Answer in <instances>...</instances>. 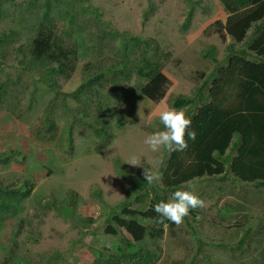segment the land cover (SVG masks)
Masks as SVG:
<instances>
[{"label": "rangeland", "instance_id": "rangeland-1", "mask_svg": "<svg viewBox=\"0 0 264 264\" xmlns=\"http://www.w3.org/2000/svg\"><path fill=\"white\" fill-rule=\"evenodd\" d=\"M229 15L221 0H0V154L8 157L0 185L18 193L0 208V264H99L100 253H117L120 236L106 233L107 223L126 207L142 209L139 194L152 200L144 169L161 174L168 157L143 142L162 130L158 112L169 107L167 97L195 92L204 81L199 72L212 82L232 48L246 47L228 34ZM40 31L75 51L69 78L32 57ZM145 52L165 62L172 82L159 103L141 95L146 80L132 69ZM87 63L113 71L92 92L70 95ZM195 107L183 111L191 116ZM88 118L110 133L95 135ZM192 184L204 207L177 226L182 238L166 225L162 238L146 240L154 252L146 264H186L195 255L198 264H264V187L232 174Z\"/></svg>", "mask_w": 264, "mask_h": 264}, {"label": "trees", "instance_id": "trees-1", "mask_svg": "<svg viewBox=\"0 0 264 264\" xmlns=\"http://www.w3.org/2000/svg\"><path fill=\"white\" fill-rule=\"evenodd\" d=\"M221 1L230 13L226 26L228 34L246 47L232 48L227 62L219 66L212 82L208 81L204 72H199V78H204V81L195 92L189 95L171 93L167 97L169 107L191 110L196 106L191 116L186 115L191 119L190 130L196 132V138H188L186 130L187 148L171 153L167 151L165 166L161 168L162 184H153L151 201H148L149 194H139L135 198V204L142 206V209L126 207L109 220L105 231L113 236H120V244L117 253H111L110 258L100 253L102 261H98L99 264L151 262L154 252L144 243L146 240L160 239L166 231V225L170 236L182 238L181 230L176 231L179 225L168 220L161 221L152 208L161 200H167L172 191L185 182L204 176L226 178L232 174L237 180L264 187V0L254 5V0ZM251 28L253 32L248 36ZM132 38L143 41L138 37ZM56 40L40 31L32 41V57L36 60H48L53 65V71L69 78L76 67L75 51L58 44ZM145 42L146 47H154L152 43ZM84 66L85 79L70 95L83 93V88L92 92V89L95 90L94 85L102 84V78L108 77V72L113 71L111 67L105 71L102 64L93 66L92 63H87ZM164 67L165 62L153 57L150 52L137 57L132 66L137 75L146 80L140 87L141 95L155 103L165 98L172 83L163 72ZM56 94L61 95V92L57 91ZM65 100L63 97L62 102ZM84 116H88V113L84 112ZM85 125L95 135L110 133L111 127L106 124L96 129L91 118L86 119ZM70 138L73 140L72 136ZM234 149L236 152L232 154ZM2 161H8L4 154H0V162ZM17 195L18 193L14 194L0 185V208L7 210V198H16L14 196ZM148 202V205L143 206ZM138 215L151 221L144 224L138 219ZM22 227L23 225L19 227L17 235L21 233ZM122 228L131 237L123 234ZM245 239L246 236L241 238L240 245L245 244ZM196 256L190 264L199 263ZM201 258L200 263L205 260V257Z\"/></svg>", "mask_w": 264, "mask_h": 264}, {"label": "clouds", "instance_id": "clouds-1", "mask_svg": "<svg viewBox=\"0 0 264 264\" xmlns=\"http://www.w3.org/2000/svg\"><path fill=\"white\" fill-rule=\"evenodd\" d=\"M158 118L160 124L163 126L162 130L152 132L143 141L151 152H158L161 149L167 150L169 153L185 150L187 148V142L185 140L186 130L188 138L192 140L196 138V132L190 130L191 119L186 116L182 109L165 107L158 112ZM233 151L235 153L236 149ZM131 164L136 165L135 158L132 159ZM143 175L146 182L150 185L159 182L162 177L158 171H150L147 169H144ZM193 181L185 182L181 187L172 191L171 196L167 200H161L153 205L152 210L158 214L161 221L168 220L176 225H180L190 210L204 207L203 199L192 190L194 187L192 184ZM143 219L145 218L143 217ZM147 220L151 221V219ZM165 233H167V230ZM198 250L200 252V247H198ZM191 261L186 264H190ZM171 262L173 264H182L184 261L181 259H173Z\"/></svg>", "mask_w": 264, "mask_h": 264}, {"label": "crops", "instance_id": "crops-1", "mask_svg": "<svg viewBox=\"0 0 264 264\" xmlns=\"http://www.w3.org/2000/svg\"><path fill=\"white\" fill-rule=\"evenodd\" d=\"M235 154V153H234Z\"/></svg>", "mask_w": 264, "mask_h": 264}]
</instances>
